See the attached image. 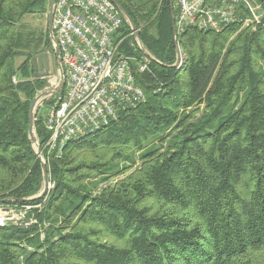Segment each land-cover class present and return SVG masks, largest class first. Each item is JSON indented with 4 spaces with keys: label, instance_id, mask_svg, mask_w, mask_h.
<instances>
[{
    "label": "trees",
    "instance_id": "16d2710c",
    "mask_svg": "<svg viewBox=\"0 0 264 264\" xmlns=\"http://www.w3.org/2000/svg\"><path fill=\"white\" fill-rule=\"evenodd\" d=\"M116 1L152 57L135 73L144 101L50 156L33 198L29 108L45 80L32 60L53 48L24 18L49 0H0V205H40L35 224L0 226V264H264V0L258 22L240 5L221 32L182 31L179 66L170 0ZM122 32L135 69L145 54ZM34 129L42 149L37 112Z\"/></svg>",
    "mask_w": 264,
    "mask_h": 264
},
{
    "label": "built area",
    "instance_id": "2783aa9c",
    "mask_svg": "<svg viewBox=\"0 0 264 264\" xmlns=\"http://www.w3.org/2000/svg\"><path fill=\"white\" fill-rule=\"evenodd\" d=\"M240 5L254 18L259 17L260 5L253 0H175V65H181L184 60L177 41L182 31L195 27L221 32L237 20ZM124 22L110 0H55L52 46L60 51L64 85L40 102L41 105L53 99L40 113L48 133L40 149L45 164L54 154L60 157L69 141L91 134L115 120L119 110L144 101L135 73L147 70L151 58L143 56L132 69L135 57L120 51L126 37L122 32ZM32 208L40 205L10 208L0 205V226L35 224Z\"/></svg>",
    "mask_w": 264,
    "mask_h": 264
},
{
    "label": "water",
    "instance_id": "95a60500",
    "mask_svg": "<svg viewBox=\"0 0 264 264\" xmlns=\"http://www.w3.org/2000/svg\"><path fill=\"white\" fill-rule=\"evenodd\" d=\"M110 1L115 5V7L120 12V14L123 16L125 22L129 26V28L132 32V35L134 37V40L138 45V48L141 49V51L146 56H148L152 59V57L144 49V47L140 41L139 34H138L137 30L135 29V27L133 26V24H132V22L128 16V14L124 10V8L116 0H110ZM54 3H55V0H49V7H48V13H47V28H48V33L50 36L51 44L54 41L53 27H52ZM170 8H171V16H172V30H173V35H174L175 27H174V15H173V0H170ZM53 49H54V54L56 56H59V52H60L59 48L57 46H54ZM59 62H61L60 58H59ZM32 65H33L34 70H35V76H37V77H42L45 75L51 76L54 73L53 68H52V62H51V53H45V54L37 55L35 58H33ZM59 70H60V81H59L58 86L53 87V88H49V89H44L41 92H39L33 98L32 102L30 104V108H29L28 137H29L31 144H32V146L36 152L37 157L40 159L42 176H43V188H42L41 192L38 195L34 196L33 198H39V197L45 196L50 189V180H49L48 169H47L46 164L41 159V152L39 149L37 136H36L35 131H34V120H35L36 108H37L39 102L42 100V98L45 99L47 96H50V95L60 91L63 88L64 76H63L62 66L59 67ZM30 199H32V198L25 199L22 201L25 202V201H28ZM4 201L5 202H12L13 199H5Z\"/></svg>",
    "mask_w": 264,
    "mask_h": 264
},
{
    "label": "rangeland",
    "instance_id": "374dc122",
    "mask_svg": "<svg viewBox=\"0 0 264 264\" xmlns=\"http://www.w3.org/2000/svg\"><path fill=\"white\" fill-rule=\"evenodd\" d=\"M256 4H258V5H260L259 3H258V1H256V0H253ZM262 10V9H261ZM48 13V12H47ZM47 13L46 14H44V15H31V16H26L25 18H24V20L26 21V22H28V24L29 25H31V26H33L34 28H38V29H44L46 26H47ZM257 15V14H256ZM262 15V11H259V17H258V15H257V17L258 18H254L253 16H252V14H250V17L248 18V19H246L245 21H244V26H247L249 23H253V22H258L259 21V19H260V16ZM177 39H178V37H177ZM135 44V43H134ZM51 46H52V44H51ZM53 48V47H52ZM48 51V50H47ZM50 51V50H49ZM45 53V51H43L41 54H44ZM22 58L23 57H20V58H17L16 59V64H19L21 61H22ZM54 71V73H53V75H51V76H48V75H45V76H42V77H39L40 79H44L45 80V87H53V86H57L58 84H59V81H60V70H59V68H57L56 66H55V69L53 70ZM15 76V75H14ZM13 78H16V77H13ZM18 81V79H16V82ZM15 82V83H16ZM44 87V88H45ZM41 92V91H40ZM39 93V92H38ZM44 99L42 98V100L41 101H43ZM40 101V102H41ZM40 102H39V104H38V106H37V108H36V112L39 114V113H43L44 111H45V108L48 106V104H46V103H41V105H40ZM203 106L204 105H200L199 107L202 109L203 108ZM199 115V112L197 113V116ZM34 131H35V129H34ZM35 134H36V132H35ZM37 136V135H36ZM37 140H38V138H37ZM137 155H138V153H136ZM137 165H139V162H137L136 163V166ZM116 180H113V181H111V182H109V184H111V183H113V182H115ZM102 187V186H101ZM10 207H12V206H9V208Z\"/></svg>",
    "mask_w": 264,
    "mask_h": 264
},
{
    "label": "flooded vegetation",
    "instance_id": "af4514ba",
    "mask_svg": "<svg viewBox=\"0 0 264 264\" xmlns=\"http://www.w3.org/2000/svg\"><path fill=\"white\" fill-rule=\"evenodd\" d=\"M45 53H51V62H52V68L53 70L55 69V66L57 68L61 67V62H59V58H60V52H59V56H56L54 54V49H52V51H46ZM44 53V54H45Z\"/></svg>",
    "mask_w": 264,
    "mask_h": 264
}]
</instances>
